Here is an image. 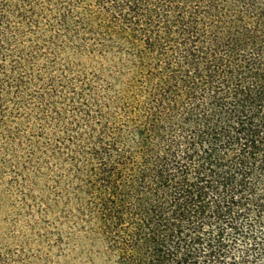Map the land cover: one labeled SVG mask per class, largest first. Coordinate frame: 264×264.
<instances>
[{
	"label": "trees",
	"instance_id": "1",
	"mask_svg": "<svg viewBox=\"0 0 264 264\" xmlns=\"http://www.w3.org/2000/svg\"><path fill=\"white\" fill-rule=\"evenodd\" d=\"M0 171L82 264H264V0H0Z\"/></svg>",
	"mask_w": 264,
	"mask_h": 264
},
{
	"label": "rangeland",
	"instance_id": "2",
	"mask_svg": "<svg viewBox=\"0 0 264 264\" xmlns=\"http://www.w3.org/2000/svg\"><path fill=\"white\" fill-rule=\"evenodd\" d=\"M60 210L24 207L15 182L0 174V264H82L53 242Z\"/></svg>",
	"mask_w": 264,
	"mask_h": 264
}]
</instances>
